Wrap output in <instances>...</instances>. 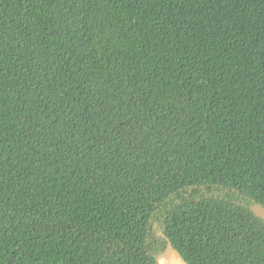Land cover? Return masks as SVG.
I'll return each instance as SVG.
<instances>
[{
	"label": "trees",
	"instance_id": "1",
	"mask_svg": "<svg viewBox=\"0 0 264 264\" xmlns=\"http://www.w3.org/2000/svg\"><path fill=\"white\" fill-rule=\"evenodd\" d=\"M254 203L264 0H0V264H264Z\"/></svg>",
	"mask_w": 264,
	"mask_h": 264
},
{
	"label": "water",
	"instance_id": "2",
	"mask_svg": "<svg viewBox=\"0 0 264 264\" xmlns=\"http://www.w3.org/2000/svg\"><path fill=\"white\" fill-rule=\"evenodd\" d=\"M251 210L264 221V206L254 203L251 205ZM155 260L157 264H189L169 240L165 248L156 255Z\"/></svg>",
	"mask_w": 264,
	"mask_h": 264
}]
</instances>
